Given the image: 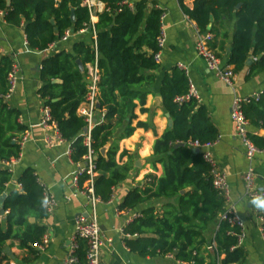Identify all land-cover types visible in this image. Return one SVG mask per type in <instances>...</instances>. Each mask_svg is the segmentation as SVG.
I'll use <instances>...</instances> for the list:
<instances>
[{
  "label": "trees",
  "instance_id": "1",
  "mask_svg": "<svg viewBox=\"0 0 264 264\" xmlns=\"http://www.w3.org/2000/svg\"><path fill=\"white\" fill-rule=\"evenodd\" d=\"M0 0L3 20L14 26H24L27 47L43 52L61 40L66 31L74 33L92 29L96 32L94 43L78 41L71 51L61 50L43 60L39 78L42 82L38 93L50 109L51 121L60 138L70 144V159L84 164L90 149L95 156L94 194L108 202L113 191L126 180L134 169L133 157L126 151L125 163L116 161L118 144L132 135L137 127L147 123L137 122V106L144 108L147 92L142 88L155 81L152 72L159 67L154 56L158 52L157 38L163 14L155 5L140 1L129 8L123 0H95L104 4L95 24L84 2L86 0ZM238 5H240L238 7ZM71 8L74 20H71ZM188 17L200 33L209 32L215 37L226 38L217 27L208 29L211 15L214 22L234 21L235 31L231 42L229 60L234 73L246 65L250 54L255 60L246 78L264 72V0H195ZM213 42V41H212ZM211 48L221 58L214 45ZM223 52L224 42H220ZM84 65L81 73L76 60ZM97 64V117L90 131V145L85 143L83 128L86 122L77 111L87 95L86 66ZM14 65L7 56L0 57V164L17 160L21 154L20 140L26 128L18 123V112L10 108L4 95L8 91V75ZM189 80L183 70L175 68L165 74L160 87L162 108L169 113L173 124L152 146L153 157L162 166V175L145 176L132 188L118 206L119 211H141L123 229L124 243L132 253L143 258L157 259L172 256L165 264H243L246 252L237 246L240 229L228 221H220L214 238L206 232L218 222L226 200L212 183L210 165L203 157V150L192 147L215 142L218 132L212 124L207 109L192 98L178 105L174 100L189 91ZM249 125L264 130V91L257 101L243 106ZM99 114V115H98ZM101 118V120H100ZM254 145L264 150V137L249 134ZM109 144L105 157L100 150ZM177 144H183L176 146ZM13 174L9 168L0 167V197L6 194L0 206V264L9 259L5 252L7 241H16L20 249H30L39 243L45 227L30 223L29 217L42 220L48 216L43 206L44 189L34 169L28 167L17 179L20 188L7 190ZM89 176L79 177V186ZM186 190L183 194L182 191ZM166 199L157 205L146 204ZM176 199V203L169 200ZM4 216V217H3ZM264 233V223H263ZM212 241L213 249H209ZM86 248L78 241L75 252L77 264H86Z\"/></svg>",
  "mask_w": 264,
  "mask_h": 264
},
{
  "label": "crops",
  "instance_id": "2",
  "mask_svg": "<svg viewBox=\"0 0 264 264\" xmlns=\"http://www.w3.org/2000/svg\"><path fill=\"white\" fill-rule=\"evenodd\" d=\"M94 1L91 14V23L95 24L98 14L104 9V4ZM128 5L142 0H124ZM149 5L161 9L165 17L162 21L166 33V41L161 51L159 67L152 72L155 81L142 89L148 94L144 108L140 112L137 106L134 113L137 122L147 123L146 128L137 127L132 135L118 144L116 161L119 164L127 161V156L120 158L126 151L133 157L134 169L128 178L122 181L113 191L110 201L100 202L96 205L98 224L103 234L105 244L100 252V264H165L172 261V256L165 258H143L132 253L126 247L123 229L138 215L142 207L132 211H119L118 206L127 193L143 181L146 175H162V166L153 157L152 146L167 129L172 127L173 121L169 113L162 107L155 105L154 101L160 96L161 81L165 74L173 69L183 70L199 96V103L208 112V116L218 132V139L208 149L216 168L226 175L229 188V199L225 207L234 205L238 216L243 222L245 238L242 248L246 252L243 264H264V233L261 213L253 208L250 199L245 196L244 174L251 167L254 170L256 189L264 194V150L256 154L249 162L245 156V148L234 133V125L230 119L231 104L235 96L247 97L254 93L264 91V72L246 78L250 65L236 73L234 87H229L219 79L216 73L209 70L205 61L196 53L197 33L194 22L186 14L191 10L195 0H144ZM57 3L60 0H56ZM212 27L226 33V38L215 37L212 44L221 55L224 64L229 60L231 42L235 26L234 21L220 20ZM70 37L59 40L43 52H37L24 45L26 36L24 26H14L6 23L0 15V57L7 56L18 66V82L16 89L7 101L10 108L18 112V123L26 128L24 136L26 142L21 148L19 159L10 165L0 164L1 168H9L13 174L12 181L7 184V190L17 189V179L25 168L34 169L40 183L54 198L56 205L42 220L29 217V222H38L45 227L48 244L42 251L35 247L20 249L16 241H7L6 248L11 252L9 259L3 264H63L74 237L75 219L81 213L89 210L87 199L73 185V176L81 164L73 163L70 159V144L57 141V128L54 126H41V110L44 101L39 96L42 86L39 74L43 60L58 51H71L74 43L85 41L94 43L92 30L74 33ZM224 42V51L220 50V42ZM248 59H254L252 54ZM99 115V114H98ZM101 120V118H100ZM171 121V126L169 125ZM249 132L264 137V130L249 125ZM48 141H51L49 143ZM136 163H139L136 166ZM77 193V194H76ZM76 194V196H74ZM166 199L146 204L157 205L166 202ZM176 203V199L169 200ZM224 207V208H225ZM221 214V213H220ZM212 225L206 232L208 240H212L220 222ZM4 217V216H3ZM109 239L110 242H107Z\"/></svg>",
  "mask_w": 264,
  "mask_h": 264
},
{
  "label": "built area",
  "instance_id": "3",
  "mask_svg": "<svg viewBox=\"0 0 264 264\" xmlns=\"http://www.w3.org/2000/svg\"><path fill=\"white\" fill-rule=\"evenodd\" d=\"M123 5H127L129 8L133 6L128 5L126 1H122ZM92 14L94 1L86 0L84 2ZM2 15V13H0ZM165 17L163 14L160 17L161 26L160 33L157 38V46L158 52L155 54L154 59L156 62L160 61L161 51L164 47L166 41V33L164 27L162 25V21ZM194 29L197 33L196 40V53L199 57H201L207 66V68L214 73L217 74L220 80H222L229 87H234L236 73H234L232 66L228 64H224L222 59L216 54V52L211 48V43L213 41V35L209 32L200 33L196 24H194ZM85 30V29H83ZM80 30L79 32H83ZM93 37H94V46L96 40V32L92 29ZM71 35V31H66L64 36L61 38L62 41L67 40ZM24 45L27 47V41L25 40ZM53 45V44H52ZM51 45V46H52ZM255 60V58L253 59ZM18 66L13 65L9 75H8V91L3 96L5 101H8L13 95L17 82H18ZM86 87H87V95L85 101L79 106L77 113L83 117L86 122V127L88 128V133L85 135V143L87 146L90 145V131L93 127V124L96 121L97 111H96V94H97V84L99 82V71L97 68V64L93 65L88 64L86 66ZM263 91L254 93L247 97L235 96L230 111V119L234 125V133L235 136L240 139L244 148H245V156L246 159L251 162L255 158L256 154L260 153L262 150L258 149L254 143L249 138V122L245 118L243 113V106L249 102L257 101ZM196 99L199 101V96L193 85L189 86V91L186 95L178 96L175 98V102L178 105H181L190 99ZM41 126L50 127L55 126V124L51 121L50 109L48 106H43L41 110ZM84 135V134H83ZM57 141L63 142L57 132ZM27 137L23 135L20 140V146L22 148L23 144L26 142ZM51 143V141H48ZM215 142L207 143L204 145H200L197 142L191 143L190 145L196 149L203 150V157L209 163L211 169L210 174L212 176V183L214 188L217 190L218 194L223 197L226 202L229 199V188L227 184V179L225 173L218 170L214 165L211 155L208 151L210 147L214 145ZM16 161L12 160L11 162ZM95 156H93L92 151L89 149L87 155L84 157V164H82L77 172L73 176V185L74 187L87 199V205L89 206V210L81 213L75 219V232L74 237L70 243L68 254L63 262V264H77V258L75 256V252L78 249V241H83L85 243L86 254L85 260L86 264H100V252L102 247L104 246L105 240L103 239V234L98 224V216L96 212V205L102 202L96 195L94 194V169H95ZM10 162V163H11ZM10 163H3L5 165H10ZM82 174H87L89 178L83 182V185L79 186V177ZM255 175L254 170L250 167L244 174V186H245V196L251 200L253 196L258 194H263L262 192L256 189L255 183ZM20 188V185L17 184ZM42 185V184H41ZM43 186V185H42ZM44 189V201L43 206L50 212L56 202L51 194L47 191V189L43 186ZM77 194V193H76ZM74 194V196H76ZM110 201V200H109ZM220 221H228L232 225H236L239 227L240 232L237 234V246L242 247L245 238L244 225L240 217L238 216L237 210L234 205H229L223 209L220 216ZM261 219L264 223V212L261 213ZM263 231V228H262ZM107 242H110L109 239H106ZM48 244V238L43 236L39 243H36L34 247L39 251H42L44 247ZM214 242L212 241L209 249H213Z\"/></svg>",
  "mask_w": 264,
  "mask_h": 264
},
{
  "label": "water",
  "instance_id": "4",
  "mask_svg": "<svg viewBox=\"0 0 264 264\" xmlns=\"http://www.w3.org/2000/svg\"><path fill=\"white\" fill-rule=\"evenodd\" d=\"M9 3H10V0L7 1V4L8 5H9ZM239 6L240 5H238V7ZM70 17H71V20L73 21L74 20V9L73 8H71V16ZM212 22H213V16L211 15V17H210V24L208 25V29H211ZM251 63H252V59H247L246 65H250ZM76 64L78 65L80 72L83 73L84 72V65H83L82 61L80 59H77L76 60ZM154 104L162 107V99H161V97H157L155 99V101H154ZM96 107L99 108V103L98 102L96 103ZM171 124H172L171 121H169V125L170 126H171ZM87 133H88V128L87 127H84L83 128V134L86 135ZM181 145H183V144H177L176 146H181ZM108 147H109V144H107L106 146H104L100 150V154H101L102 157H105L106 156ZM196 150H198V149H196ZM138 165H139V163H136V166H138ZM184 192H186V190L182 191L181 193L183 194ZM5 197H6V194H4V195H2L0 197V206H1V212L2 213H3L2 203H3V200L5 199ZM5 252L8 255L12 256L11 255V252H10V250L8 248L5 249Z\"/></svg>",
  "mask_w": 264,
  "mask_h": 264
},
{
  "label": "clouds",
  "instance_id": "5",
  "mask_svg": "<svg viewBox=\"0 0 264 264\" xmlns=\"http://www.w3.org/2000/svg\"><path fill=\"white\" fill-rule=\"evenodd\" d=\"M250 204L257 211L264 212V194L253 196L250 200Z\"/></svg>",
  "mask_w": 264,
  "mask_h": 264
},
{
  "label": "rangeland",
  "instance_id": "6",
  "mask_svg": "<svg viewBox=\"0 0 264 264\" xmlns=\"http://www.w3.org/2000/svg\"><path fill=\"white\" fill-rule=\"evenodd\" d=\"M10 101V100H9Z\"/></svg>",
  "mask_w": 264,
  "mask_h": 264
}]
</instances>
